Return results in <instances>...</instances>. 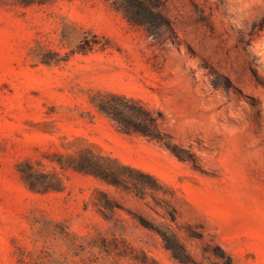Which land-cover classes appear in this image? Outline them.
I'll return each instance as SVG.
<instances>
[{"label": "rangeland", "instance_id": "1", "mask_svg": "<svg viewBox=\"0 0 264 264\" xmlns=\"http://www.w3.org/2000/svg\"><path fill=\"white\" fill-rule=\"evenodd\" d=\"M151 1L0 0V264H264V0ZM111 94L180 154L122 132L96 106ZM87 148L160 183L61 166Z\"/></svg>", "mask_w": 264, "mask_h": 264}, {"label": "trees", "instance_id": "2", "mask_svg": "<svg viewBox=\"0 0 264 264\" xmlns=\"http://www.w3.org/2000/svg\"><path fill=\"white\" fill-rule=\"evenodd\" d=\"M147 3L153 4L151 0H147ZM145 10V9H144ZM140 13L145 14V11ZM130 20L134 23L146 24L147 21L142 17H134L127 11ZM112 99L117 100H101L96 103L98 109L108 116H110L119 126L120 130L125 133L138 132L142 135L154 139L167 148L171 149L174 153L180 154V151L175 143H173L172 137L165 132L159 125L158 117L154 112L144 105H142L137 99L129 98L125 95L111 94ZM63 168H73L78 171L90 173L98 178L112 183L116 186H123L125 188L135 191L141 196L144 195V189L147 186H156L160 183L159 179L148 172L136 169L131 166H122L130 173L136 172L137 177L131 174H126L119 169L112 166L107 158L96 154L91 148H87L86 152L80 153L78 157L69 155L66 161H60ZM19 170L22 174V178L33 189L51 190L55 189L56 185L49 179L48 174L38 173L32 167H24V163L20 164ZM44 177V179H41ZM148 178L153 183L143 180ZM105 196V195H104ZM99 205L110 212H114L117 204L108 197L100 199ZM163 236L168 248H170L176 258H181V252L179 251V245L175 238L165 231L159 230Z\"/></svg>", "mask_w": 264, "mask_h": 264}]
</instances>
